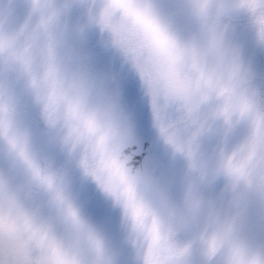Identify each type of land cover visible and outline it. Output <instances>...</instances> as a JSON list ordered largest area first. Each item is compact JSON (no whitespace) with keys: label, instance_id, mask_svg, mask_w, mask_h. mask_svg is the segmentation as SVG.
<instances>
[{"label":"snow or ice","instance_id":"snow-or-ice-1","mask_svg":"<svg viewBox=\"0 0 264 264\" xmlns=\"http://www.w3.org/2000/svg\"><path fill=\"white\" fill-rule=\"evenodd\" d=\"M0 264H264V0H0Z\"/></svg>","mask_w":264,"mask_h":264}]
</instances>
